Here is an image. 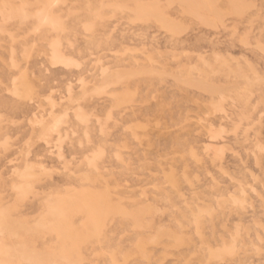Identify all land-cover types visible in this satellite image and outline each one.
<instances>
[{"label": "rangeland", "instance_id": "rangeland-1", "mask_svg": "<svg viewBox=\"0 0 264 264\" xmlns=\"http://www.w3.org/2000/svg\"><path fill=\"white\" fill-rule=\"evenodd\" d=\"M0 264H264V0H0Z\"/></svg>", "mask_w": 264, "mask_h": 264}, {"label": "bare ground", "instance_id": "bare-ground-1", "mask_svg": "<svg viewBox=\"0 0 264 264\" xmlns=\"http://www.w3.org/2000/svg\"><path fill=\"white\" fill-rule=\"evenodd\" d=\"M6 5V4H5ZM7 6V5H6ZM10 8V7H9ZM22 10V9H21ZM53 25V24H52ZM57 55V54H56Z\"/></svg>", "mask_w": 264, "mask_h": 264}]
</instances>
